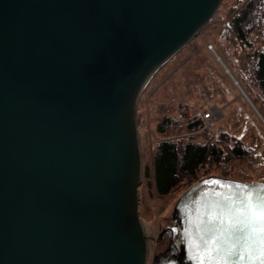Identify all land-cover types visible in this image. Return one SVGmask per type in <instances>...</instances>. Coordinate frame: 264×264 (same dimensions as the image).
I'll return each instance as SVG.
<instances>
[{
    "label": "water",
    "instance_id": "water-1",
    "mask_svg": "<svg viewBox=\"0 0 264 264\" xmlns=\"http://www.w3.org/2000/svg\"><path fill=\"white\" fill-rule=\"evenodd\" d=\"M222 1L0 0V264H148L138 100ZM249 193L264 181L195 182L152 264H196L210 208Z\"/></svg>",
    "mask_w": 264,
    "mask_h": 264
},
{
    "label": "rangeland",
    "instance_id": "rangeland-1",
    "mask_svg": "<svg viewBox=\"0 0 264 264\" xmlns=\"http://www.w3.org/2000/svg\"><path fill=\"white\" fill-rule=\"evenodd\" d=\"M246 1L223 0L212 20L152 75L140 94L138 125L143 150V180L139 211L149 236L148 264H152L154 257L167 248L168 234L159 241L155 238L165 227L172 225L175 203L188 189V185L182 184L170 194L161 196L156 191L153 178L145 177V168H153L159 141H186L195 137L200 142L222 141L219 144L224 147L237 141L250 152L247 157H227L220 166L204 171L207 173L205 177L217 175L249 182L264 181V105L247 74L250 57L264 47L262 28L250 31L248 44L239 43L225 32L228 22L230 28L233 16ZM217 54L250 98L241 95L239 86L217 60ZM184 103L189 106L190 116L197 118L212 109V122H204L199 130L188 131L185 122L177 118L179 106ZM164 117L172 118L173 126L165 133H159L156 125ZM222 171L227 173L222 174Z\"/></svg>",
    "mask_w": 264,
    "mask_h": 264
},
{
    "label": "trees",
    "instance_id": "trees-1",
    "mask_svg": "<svg viewBox=\"0 0 264 264\" xmlns=\"http://www.w3.org/2000/svg\"><path fill=\"white\" fill-rule=\"evenodd\" d=\"M231 25L230 28L225 27V32L239 43L248 44L249 33L255 28H262L264 42V0L246 1L233 16ZM248 68V78L261 95L264 105V47L253 53ZM177 118L184 121L185 127L191 132L199 130L204 125L203 117L191 115L182 119L177 114ZM173 122L172 118H162L156 125V131L165 133L173 126ZM194 138H188L186 141L163 139L156 145L153 168L147 166L144 174L148 179L153 178L159 195L170 194L182 184L188 185L189 188L207 175L203 173L204 171H209L213 166H220L227 157L242 159L250 153L237 141L231 146L224 147L219 144L222 142L219 140L218 143H212L200 142ZM225 173L227 172L222 171V174Z\"/></svg>",
    "mask_w": 264,
    "mask_h": 264
},
{
    "label": "snow or ice",
    "instance_id": "snow-or-ice-1",
    "mask_svg": "<svg viewBox=\"0 0 264 264\" xmlns=\"http://www.w3.org/2000/svg\"><path fill=\"white\" fill-rule=\"evenodd\" d=\"M237 247L242 261L264 264V196L255 201L251 193L238 201L229 196L211 207L203 235L193 244L196 264H221L224 254Z\"/></svg>",
    "mask_w": 264,
    "mask_h": 264
},
{
    "label": "built area",
    "instance_id": "built-area-1",
    "mask_svg": "<svg viewBox=\"0 0 264 264\" xmlns=\"http://www.w3.org/2000/svg\"><path fill=\"white\" fill-rule=\"evenodd\" d=\"M178 116L182 119H186L190 117V110L187 104L184 103L179 106ZM202 117H203L204 122L206 123H208V121L212 122V119L214 118V111L212 109H209L202 114Z\"/></svg>",
    "mask_w": 264,
    "mask_h": 264
},
{
    "label": "bare ground",
    "instance_id": "bare-ground-1",
    "mask_svg": "<svg viewBox=\"0 0 264 264\" xmlns=\"http://www.w3.org/2000/svg\"><path fill=\"white\" fill-rule=\"evenodd\" d=\"M215 53V52H214ZM219 55L217 54V57H218ZM218 59V58H217ZM222 60V59H221ZM220 59H219V61L222 63V64H224L222 61H221ZM144 229H145V226H144ZM145 233H146V230H145ZM147 235V234H146ZM148 236V235H147ZM149 237V236H148ZM151 240V239H150ZM149 259H150V245H149V256H148V262H149Z\"/></svg>",
    "mask_w": 264,
    "mask_h": 264
}]
</instances>
